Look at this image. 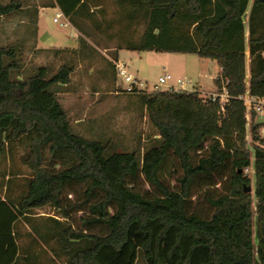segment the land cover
I'll return each mask as SVG.
<instances>
[{"label":"trees","instance_id":"obj_1","mask_svg":"<svg viewBox=\"0 0 264 264\" xmlns=\"http://www.w3.org/2000/svg\"><path fill=\"white\" fill-rule=\"evenodd\" d=\"M113 1L119 21L145 24L113 58L126 48L215 59V80L220 89L226 83L230 100L223 111L197 88L137 91L156 133L143 148L119 149L73 129L59 99V88L72 82V60L27 73L19 46L0 45V167L22 143L31 171L22 193H0V264H33L20 252L24 239L70 251L67 264H264V135L253 120L248 146L239 97L248 88L264 96V0ZM58 2L83 35L101 30L103 6L96 11L94 0ZM20 8L0 0V17ZM105 21L110 28L116 19ZM83 35L78 52L95 48ZM108 65L115 79L116 66ZM251 164L254 194L245 191ZM13 182L7 176V191ZM194 197L207 201L208 216L191 210ZM46 206L61 215L36 214Z\"/></svg>","mask_w":264,"mask_h":264},{"label":"rangeland","instance_id":"obj_2","mask_svg":"<svg viewBox=\"0 0 264 264\" xmlns=\"http://www.w3.org/2000/svg\"><path fill=\"white\" fill-rule=\"evenodd\" d=\"M101 2L103 13H100V18L104 20L101 30L96 31L90 24L93 27L91 30L95 31L96 35L93 39H89L93 43L92 46H95L93 49L85 48L84 52H74L69 49L66 52L57 53L54 49L47 48L52 38L56 39L53 42L55 46L64 47L78 43L82 37L72 24L61 25L65 22L64 16L60 17L58 22L54 21L56 10L52 8L42 13L40 32L36 24L20 21L17 14L0 17V45L15 43L19 46L27 73L37 65L48 64L58 68L64 61L72 60L75 64L72 82L59 88V99L71 117L73 129L90 138L111 140L115 148L134 150L139 145L143 148L156 133V129L149 119L146 108L141 104L138 93L126 91L125 84L120 78H117L116 83L110 74L108 62L115 63L117 60L112 55L119 45L124 44L128 39L141 37L145 24L139 21L126 26L124 21H119V6L115 1L102 0ZM95 10L97 11L98 8ZM112 19H116L113 26L106 28L105 20ZM247 19L248 11L245 21ZM119 51L122 59L129 63L130 69L136 71L142 79L155 82L161 74L170 72L174 79L181 77L192 81V85L201 94L217 92L220 89L215 80L220 72V65L215 59L188 52L137 51L126 48ZM247 63H249L248 55ZM192 85L187 84L188 87ZM250 127L251 125H247V139L248 146L252 148ZM259 131L264 135V127H261ZM25 156V146L18 143L14 151L2 163L0 177L6 179L5 186L0 188L1 194H20L25 189L26 178L31 172L28 165L24 163ZM173 161L171 156L169 165L164 170L169 179H171ZM13 171L19 175L13 176ZM4 173L14 179L12 188L8 191L7 176L5 177ZM250 177L254 194V174ZM172 182L175 184L174 180ZM144 187L149 188V185L145 184ZM196 198L194 197L190 205L191 210L208 216L212 212L209 204L204 197ZM35 212L36 214L61 215L51 206L37 209ZM23 223L24 220H21L20 226ZM57 249L60 250V248ZM58 263L66 264L65 259L60 256L57 257ZM136 264H145V261L139 258Z\"/></svg>","mask_w":264,"mask_h":264},{"label":"built area","instance_id":"obj_3","mask_svg":"<svg viewBox=\"0 0 264 264\" xmlns=\"http://www.w3.org/2000/svg\"><path fill=\"white\" fill-rule=\"evenodd\" d=\"M64 16L62 12H58L54 18L56 22L59 18ZM71 22L65 17V22L61 25H69ZM117 77L122 80L125 84L124 89L128 92L137 91H149V90H159V89H169V90H196V87L192 85V81L183 79L181 77L174 79V76L170 72H165L158 77L155 82H150L148 80L142 79L138 74L132 71L128 63L123 59H117L115 61ZM190 83L192 86L188 87L187 84ZM204 100L218 101L221 109L224 111L226 105L230 100V94L226 88V83H223V87L217 92H210L207 94H201ZM246 105V117L248 120L247 125H251L252 121L258 119L259 115H264V96L252 94L247 89V92L239 96ZM264 127V124L261 125ZM255 167L253 164L244 169L245 176H251L255 174Z\"/></svg>","mask_w":264,"mask_h":264},{"label":"crops","instance_id":"obj_4","mask_svg":"<svg viewBox=\"0 0 264 264\" xmlns=\"http://www.w3.org/2000/svg\"><path fill=\"white\" fill-rule=\"evenodd\" d=\"M3 1L6 3V2H9L10 0H3ZM16 1H17V3L21 4V8L19 10H16V11L8 14V15H3L1 17L17 14L19 19H20V21L36 24V28H38V32H40L42 13L46 9L52 8V9L56 10V14L58 12H62L64 14L63 10L60 7V4H59L58 0H16ZM92 6H93V8L96 9V8H100L103 5H102L101 1L94 0V2L92 3ZM55 16H54V18H55ZM64 17L68 18L65 14H64ZM68 20L70 21L69 18H68ZM71 24L73 25L72 22H71ZM73 26L78 30L79 33H81L80 36H82L83 33L75 25H73ZM83 36H85V35H83ZM85 37H86L87 41L91 45H93V43H91L89 41V39L91 37H89V36H85ZM55 41H56V39L52 38L51 41H50L51 44L47 48L54 49L55 51L57 49H61V51H59V53L60 52H66L69 49H72L73 51L77 50V49L79 50L80 47H81V40H79L78 43H74L71 46H64V47L55 46V44H53V42H55ZM39 44H40V42H39ZM106 49H108V48H106ZM119 52H118V58L117 59H122V57H121ZM123 60H125V59H123ZM114 65H115V63H114ZM128 65H129V63H128ZM129 67H130V65H129ZM116 74H117V72H116ZM117 78L118 77L116 75V77H115L116 83H117ZM212 92H216V91H212ZM19 243H20V245H22V248H21L20 252L24 256V258L25 257L28 258V257L33 256V264H57V257L58 256L64 258L66 264L71 259L70 251L68 252V251H64V250H61V249L58 250L57 248H54V247H51V246L47 245L42 240H41V244L40 245H37L36 242H33V241L29 240V239L21 240ZM25 260L26 259H24L23 261L25 262ZM136 262H135V264H136ZM58 264H60V263H58Z\"/></svg>","mask_w":264,"mask_h":264},{"label":"water","instance_id":"obj_5","mask_svg":"<svg viewBox=\"0 0 264 264\" xmlns=\"http://www.w3.org/2000/svg\"><path fill=\"white\" fill-rule=\"evenodd\" d=\"M256 125H262L264 124V115H259L258 119L255 122ZM246 192H250L252 191V186L251 185H247L245 188ZM135 264V263H134Z\"/></svg>","mask_w":264,"mask_h":264}]
</instances>
